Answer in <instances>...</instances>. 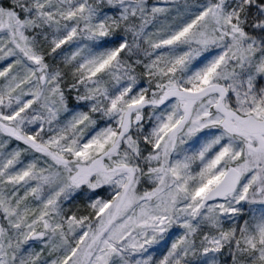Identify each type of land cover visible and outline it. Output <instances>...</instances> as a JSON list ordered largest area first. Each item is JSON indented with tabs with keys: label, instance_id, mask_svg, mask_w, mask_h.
I'll return each mask as SVG.
<instances>
[{
	"label": "snow or ice",
	"instance_id": "snow-or-ice-1",
	"mask_svg": "<svg viewBox=\"0 0 264 264\" xmlns=\"http://www.w3.org/2000/svg\"><path fill=\"white\" fill-rule=\"evenodd\" d=\"M0 264H264V0H0Z\"/></svg>",
	"mask_w": 264,
	"mask_h": 264
}]
</instances>
